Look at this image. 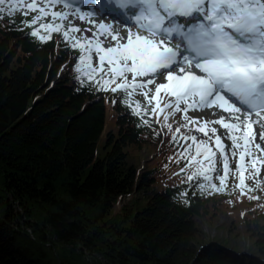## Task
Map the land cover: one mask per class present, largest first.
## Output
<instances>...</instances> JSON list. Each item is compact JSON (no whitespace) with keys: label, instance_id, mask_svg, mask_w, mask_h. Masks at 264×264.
<instances>
[{"label":"trees","instance_id":"trees-1","mask_svg":"<svg viewBox=\"0 0 264 264\" xmlns=\"http://www.w3.org/2000/svg\"><path fill=\"white\" fill-rule=\"evenodd\" d=\"M35 15L0 14V264H247L242 240L206 239L201 222L219 212L263 258L264 176L243 194L231 175L222 192L188 181L196 166L173 136L207 137L173 118L162 137L155 101L125 104L117 91L112 102L110 90L82 85L78 50L59 32L32 36ZM136 102L147 114H133ZM108 104L117 130H107ZM146 138L162 150L154 167L138 168L128 152Z\"/></svg>","mask_w":264,"mask_h":264},{"label":"snow or ice","instance_id":"snow-or-ice-1","mask_svg":"<svg viewBox=\"0 0 264 264\" xmlns=\"http://www.w3.org/2000/svg\"><path fill=\"white\" fill-rule=\"evenodd\" d=\"M57 4L71 11H48ZM95 7L96 11H82L80 7L73 8L69 0H47L46 6L40 7L37 0L28 3L24 0H0V14L7 10L9 15H13L22 8L38 12L28 26L38 25L31 35L40 40L50 39L49 33L64 29V39L71 42L72 48H79L81 53L75 71L82 85L90 82L100 91H122L127 97L123 101L125 104H129L130 98L139 92L149 105L153 100L157 101L151 108L152 113L173 109L170 115H175L180 111L187 113L189 109L202 110L213 106L229 113L231 122L221 117L213 123L227 130V138L232 143L230 150L216 135L215 128L210 129L211 136L206 126L198 129L207 139L181 137L192 141L185 149L186 153H191L193 147L195 149V155L188 157V163L190 166L194 164L196 169L187 176V180L202 178L203 182L199 183L201 190L210 187L214 191H224L229 174V156L234 157L239 149L240 162L236 169L239 184L236 187L243 194L246 188L245 157H250L249 167L254 169L255 175L260 172L257 164L264 165V158L258 159L249 149L252 116L258 118L253 122L264 121V0H96ZM113 13L123 16L120 23H130L126 36L120 35L118 26L96 22L97 15L103 21ZM24 14L27 16L28 12ZM49 15L52 22H42ZM70 15L92 23L95 31L71 25L64 28L57 23V19L65 21ZM82 31H91L92 35H75ZM93 55L99 57V66L93 65ZM105 61L107 72L104 70ZM160 77L166 82L157 83ZM149 85L154 88L149 89ZM149 92H153L150 98ZM161 92L174 97V101L161 107ZM181 104L185 105L183 109ZM132 111L140 116L147 114L149 109L141 108L136 102ZM168 119V115L164 116V126L172 131L171 125L167 124ZM185 119H188L186 115ZM142 123L147 124L148 121L143 120ZM179 131L177 128L176 133ZM213 137L216 151L209 146ZM261 139L264 140V136ZM173 140H176L175 135ZM255 148L264 151L260 144ZM217 152L222 170L215 167ZM213 173L219 187L213 183ZM247 190L253 191L251 188ZM208 247L211 249L212 245ZM204 252L202 247L199 253Z\"/></svg>","mask_w":264,"mask_h":264},{"label":"rangeland","instance_id":"rangeland-1","mask_svg":"<svg viewBox=\"0 0 264 264\" xmlns=\"http://www.w3.org/2000/svg\"><path fill=\"white\" fill-rule=\"evenodd\" d=\"M28 2H32V0H24V3H28ZM69 2L72 4V7H80L82 9V11H96L95 6H93L90 2H82L81 0H69ZM38 3V7L40 6H46L47 4V0H37ZM52 9V10H51ZM48 9L49 12L51 11H71L70 9H64L62 4H57L55 5L53 8ZM25 12H28V16L32 15V14H37L38 12H31L28 11L26 8H22L21 11L16 12V14H18L19 16H25ZM44 19H51L50 15L49 16H45ZM58 20V19H57ZM96 22H104V23H111L114 26H118L120 31V35L121 36H126L127 34V28L130 27V23L129 24H124V23H120V21H113L111 19H109L107 16L106 18L101 21L99 18V15H97L96 17ZM58 23L62 24L64 26V28H67L68 26H75L80 28L81 30H85V29H93V31H95L94 25L90 22H88L87 20L85 21H81L80 19L76 18L74 15H70L69 18L65 21H59ZM63 28L61 30V32H59V35H62L63 32ZM53 32L49 33L50 37L52 35ZM44 34V32H43ZM75 35L80 36V35H86V36H91L92 32H83L82 33H76ZM101 40L104 39V37H100ZM69 43H71L70 41H68ZM113 44L115 43V41L112 42ZM105 47H107V43L104 44ZM78 50V56H77V63L79 62V56L81 55V53L79 52V48H76ZM93 65L94 66H99V57L96 55H93ZM104 70L105 72L108 71V65H107V61H105V65H104ZM193 71H196L197 74H199L198 70L193 69ZM99 75V73H98ZM107 78V77H105ZM138 80L140 79H146V78H137ZM129 80H131V74H129ZM120 81H117V83H119ZM157 83H165L166 81L164 80L163 77H160L157 79L156 81ZM112 87H115V84L112 85ZM149 89H153L154 86L149 85L148 86ZM116 94L111 92V96H110V101L114 102L115 101V97L114 95ZM119 94V92H118ZM117 94V95H118ZM134 95H139V92H136ZM153 95V92H149V98ZM143 96V95H141ZM154 101V100H153ZM169 101H174V97H169L168 95H166L164 92H161L160 94V106L163 107V105ZM114 106L112 104H108L107 105V130L108 129H114L117 130L118 128V122H117V112L116 110L113 108ZM181 109H183L185 107V105L181 104L180 105ZM173 111V109H165L163 112H157L154 114L153 118L159 122H161V136L164 137L165 136V121H164V116L168 115L169 118H173L177 121V125L179 127H181L182 129H184L182 126L185 125H189L190 127H192L196 132L200 133L201 135L202 132L198 131V129L200 127L206 126L207 129L209 130V134L211 135V131L210 129L215 128L216 131V135H219L221 137L222 142L224 143V145L226 146L227 150H230L232 147V143L231 140H229L227 138V130L224 129L221 125L213 123V121L220 119L221 117H224L226 121L231 122V117L229 115V113L224 112L222 109H218L215 106H213L212 108H205V109H189L187 111V113L180 111V112H176L175 115H170V113ZM185 115L187 116V120L185 119ZM257 117H255L254 115L252 116V121H250L251 123V136H250V143H249V149L255 154V156L259 159V158H264V151H259L255 148L256 144H260L261 148L264 149V140L261 139L262 136H264V121H260V122H253V121H257ZM194 121V123H193ZM183 131L180 132V134L176 137V140L171 141V145L178 147L177 151L180 152H184L185 149L187 148V146L189 144H192V141L189 140H184L181 137H184L185 135H182ZM191 134V132L189 133ZM145 143L148 144H141L139 146H132L129 153V161L131 164L136 165L138 168L141 167H154L157 163L158 160V155L159 152H157L158 150H160L161 148L158 146L157 143L150 141L149 138L144 139ZM214 142V137L211 141V145H209L214 151H216L215 149V145H212ZM242 143V142H241ZM151 144V145H149ZM162 150V149H161ZM157 152V153H156ZM189 156L190 155H195V149L193 147V150L191 153H187ZM199 159H203V157H200ZM217 159H220L219 157V153L217 152ZM239 149H237V154L233 157V156H229V175H231V178L233 179L234 183L239 184V179L237 177L236 174V169L239 165ZM251 163V159L250 157H245V171H244V175H245V184H251V185H255L254 183L256 181H259V179L263 178L264 176V165H260L257 164V167L260 168V172L258 175L254 174V169H252L251 167H249ZM220 168L222 170V163L220 162ZM222 172V171H221ZM223 174V173H222ZM158 184V183H157ZM159 186H163L162 183L158 184ZM232 219H229L228 217L224 216V214L221 212H219L216 216H213L212 218L209 219H205L203 222H201V227L203 228V232L206 235V239L208 237L207 240H211L214 244H220L221 242L219 241H223V243L228 246L227 241L233 240L236 241L237 239L242 240V244L241 247H238L239 251H242L243 254L241 256H243L245 259H248L247 264H250V262L252 261H256V262H261V264H264V257L262 258L261 256H258L257 254H254L251 250V243L249 241V239L247 238H241L239 236H236V234L240 233L243 234L242 232H239V230H236L237 228H234V232L229 233V226H231V221ZM233 221V220H232ZM201 228V229H202ZM232 232V231H231ZM222 243V245H224ZM229 247V246H228ZM245 255H248L245 256ZM239 256V257H241ZM246 262V261H244ZM263 262V263H262Z\"/></svg>","mask_w":264,"mask_h":264}]
</instances>
